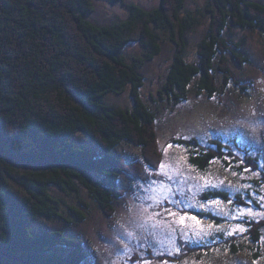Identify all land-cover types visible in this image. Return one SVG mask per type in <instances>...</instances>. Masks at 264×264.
<instances>
[{
	"label": "trees",
	"instance_id": "16d2710c",
	"mask_svg": "<svg viewBox=\"0 0 264 264\" xmlns=\"http://www.w3.org/2000/svg\"><path fill=\"white\" fill-rule=\"evenodd\" d=\"M187 1L160 0L152 9L127 3L126 19L102 25L89 18L94 0H0V264H90L81 232L50 229L39 225L40 219L86 220L91 206L82 187L113 216L116 199L126 193L122 174L149 177L137 170L139 159L118 151L123 142L141 148L147 167H160L159 111L143 97L141 70L162 53V35L175 44L160 91L170 104L188 100L193 92L220 97L233 84L247 89L231 67L233 59L239 66L249 62L241 52L244 41L227 37V29L258 30L264 38V2L207 0L198 13ZM201 17L209 18L208 30L198 43L197 60L191 61L188 34ZM130 43L141 45L143 56L129 59ZM128 87L132 108L105 102L109 93L122 94ZM79 132L95 146L75 141ZM171 141L187 147L190 164L203 172L228 149L219 140L206 147L195 136ZM247 159L258 168L257 158ZM234 197L246 204L229 190L202 195L205 201ZM63 207L76 218H67ZM200 214L220 220L212 212ZM263 231L264 218L249 222L253 241H261Z\"/></svg>",
	"mask_w": 264,
	"mask_h": 264
},
{
	"label": "rangeland",
	"instance_id": "374dc122",
	"mask_svg": "<svg viewBox=\"0 0 264 264\" xmlns=\"http://www.w3.org/2000/svg\"><path fill=\"white\" fill-rule=\"evenodd\" d=\"M206 2L188 0L187 7L199 13ZM127 3L152 9L160 0H94L89 18L102 25L120 22L128 17ZM208 25L209 18L201 17V23L189 32V60H197L198 43ZM227 32V37L244 41L241 52L249 62L239 66L233 59L231 67L247 89L233 84L220 97L193 92L188 100L170 104L160 91L174 59L175 44L162 35V53L141 70L146 77L143 97L159 111V142L163 150L160 167H147L141 148L123 142L118 151L130 160L139 159L137 170L142 169L149 177L143 180L122 174L121 186L126 193L116 199L113 216H108L82 187V195L91 206L86 220L67 224L59 217H42L39 225L81 232L89 245L90 264H264V231L259 242L247 232L252 219L264 218V38L258 30L228 28ZM143 53L138 43L126 48L131 60ZM104 100L132 108L131 87L122 94L109 93ZM193 136L206 147H215L213 141H221L228 147L224 148L227 154L214 160L206 172L199 171L189 162L190 150L171 141ZM73 139L95 146L82 132ZM248 157L258 159L257 169ZM213 189L240 194L246 204H238L235 197L229 201H205L202 195ZM54 192L61 197L59 191ZM67 201L78 204L76 198L67 197ZM62 210L67 218H76L68 207ZM206 212L220 220L200 214ZM192 246L199 249L190 251ZM158 256L177 260L157 259Z\"/></svg>",
	"mask_w": 264,
	"mask_h": 264
}]
</instances>
